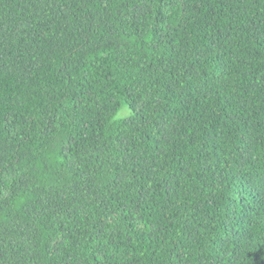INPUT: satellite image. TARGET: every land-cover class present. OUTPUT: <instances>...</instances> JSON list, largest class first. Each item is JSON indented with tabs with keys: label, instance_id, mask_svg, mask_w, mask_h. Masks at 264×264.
<instances>
[{
	"label": "trees",
	"instance_id": "trees-1",
	"mask_svg": "<svg viewBox=\"0 0 264 264\" xmlns=\"http://www.w3.org/2000/svg\"><path fill=\"white\" fill-rule=\"evenodd\" d=\"M0 264H264V0H0Z\"/></svg>",
	"mask_w": 264,
	"mask_h": 264
},
{
	"label": "rangeland",
	"instance_id": "rangeland-1",
	"mask_svg": "<svg viewBox=\"0 0 264 264\" xmlns=\"http://www.w3.org/2000/svg\"><path fill=\"white\" fill-rule=\"evenodd\" d=\"M127 116H129V112H128V110L125 107H123L121 109V111L119 112L117 118L118 119H123V118H126Z\"/></svg>",
	"mask_w": 264,
	"mask_h": 264
}]
</instances>
